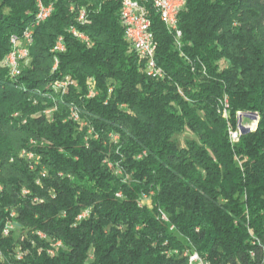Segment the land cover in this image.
<instances>
[{
    "label": "trees",
    "instance_id": "16d2710c",
    "mask_svg": "<svg viewBox=\"0 0 264 264\" xmlns=\"http://www.w3.org/2000/svg\"><path fill=\"white\" fill-rule=\"evenodd\" d=\"M139 1L160 78L119 0H41L42 24L39 0H0V264H264V0H186L179 40ZM239 113L258 123L235 142Z\"/></svg>",
    "mask_w": 264,
    "mask_h": 264
},
{
    "label": "built area",
    "instance_id": "2783aa9c",
    "mask_svg": "<svg viewBox=\"0 0 264 264\" xmlns=\"http://www.w3.org/2000/svg\"><path fill=\"white\" fill-rule=\"evenodd\" d=\"M122 4L121 7V18L124 27L125 38L136 50L140 58L145 61L146 70L149 76L162 77V72L156 63V52L157 44L154 37H149V29H151V21L149 16L139 0H119ZM186 0H167L166 3H154V8L157 12H162L165 18V24H169L171 27V32H174L175 38L179 40L182 36V32L178 27V17L181 10L184 8ZM39 7L41 10V18L46 16V13H50L51 6H44L39 0ZM76 35L77 33L74 32ZM32 33L25 32L23 40L31 41ZM18 39L16 36H12V42L17 44ZM59 50L63 51L64 46L62 43L58 47ZM28 54V48L25 46H20V52H11L7 57V66L10 68L12 76L16 77L21 74L19 61L21 58H25ZM242 114L239 113V119ZM244 127V126H242ZM242 129L238 128L237 131L231 132V138L233 141L238 142L240 135L242 134ZM29 158L33 157L28 156ZM14 225L8 222L4 228V235L8 236L11 230L14 229ZM40 236H44L40 234ZM57 245H60L58 243ZM190 256L193 257L194 264H200L198 260V253L195 252ZM209 264H211L209 262Z\"/></svg>",
    "mask_w": 264,
    "mask_h": 264
},
{
    "label": "rangeland",
    "instance_id": "374dc122",
    "mask_svg": "<svg viewBox=\"0 0 264 264\" xmlns=\"http://www.w3.org/2000/svg\"><path fill=\"white\" fill-rule=\"evenodd\" d=\"M39 10H40V7H38V11H37V14H36V16H35V19H37L38 18V13H39ZM46 20V18L43 20V21H40L39 22V24H42L44 21ZM17 39H18V43H17V45H16V47H18V46H25V47H27V48H30L29 46H31L32 45V43H31V45H28L27 43H26V41L25 40H23V37L22 38H18L17 37ZM22 39V40H21ZM33 42V41H32ZM11 44H12V50L14 49V43L12 42V37H11ZM60 44V40H58L57 41V43H56V45H55V47L53 48V50H52V52H54V53H56V52H63V51H61V50H59V45ZM12 52V51H11ZM11 52L9 53V54H11ZM8 54V55H9ZM28 54H30L29 52H28ZM27 54V56H25V58H21L20 60H18L19 61V66H20V71H21V69L23 68V63H25V62H27L26 60H29L28 58H29V55ZM8 55L6 56V58L4 59V63H3V65L9 70V73L11 74V76H12V73H11V70H10V68L7 66V57H8ZM57 67V60H56V64H55V67H54V69ZM19 76V75H18ZM17 77V76H16ZM157 78H160V77H157ZM90 82V81H89ZM75 87H77V84L75 83V81H70V79H60V80H57V81H55L53 84H52V90L54 91V93L56 94V96H58V97H60V98H63L65 95H67L68 94V92L70 91V89L71 88H75ZM93 89H92V86L91 85H88V91H89V93H88V97H91L92 95H93V91H92ZM51 112H52V110H48V111H46V113H44L45 114V116L48 118V119H51L52 118V114H51ZM72 115H71V118L73 119V121L74 122H80L79 121V119H78V117L76 116V113H71ZM255 116V115H254ZM254 116L252 115L251 116V119H244V118H240L239 119V123H238V126H240V128L242 129V133H244V132H247V129L248 128H254V127H256V125H257V123L255 122L254 123V121H257L258 122V117H256L255 119H254ZM244 119V120H243ZM242 126H244V127H242ZM192 138H194V136H193V134L189 131V130H185L184 131V133H182V134H180V135H178V136H176V140H177V142L180 144V145H184L185 144V141L187 140V139H192ZM150 200L149 199H144L140 204L142 205V206H144V205H150ZM164 218V217H163ZM184 255H186V254H184ZM189 264H190V260H189Z\"/></svg>",
    "mask_w": 264,
    "mask_h": 264
},
{
    "label": "bare ground",
    "instance_id": "6f19581e",
    "mask_svg": "<svg viewBox=\"0 0 264 264\" xmlns=\"http://www.w3.org/2000/svg\"><path fill=\"white\" fill-rule=\"evenodd\" d=\"M167 0H154V3H166ZM51 11H52V7L50 9V13H46V16L44 18H41V10H39V13H38V18L36 19V23L38 24L40 21H43L45 18L47 19L49 17V15L51 14ZM160 14V17H161V20L165 23V18H164V15L162 12H159ZM169 26V24H166ZM170 27V26H169ZM171 28V27H170ZM25 32H29V31H25ZM149 37H153L152 33H151V29H149ZM32 43V39L31 41H28V45H31ZM17 44H14V49H13V52H20V46L16 47ZM30 47V46H29ZM28 52H29V48H28ZM29 55V54H28ZM258 123L257 121H254V123ZM251 128H248L247 130H250ZM28 156H32V155H28ZM41 237H44V236H41ZM190 260V264H194V260H193V257L190 256L189 258ZM198 260L200 262V264H209L208 262L204 261L200 255L198 254Z\"/></svg>",
    "mask_w": 264,
    "mask_h": 264
},
{
    "label": "water",
    "instance_id": "95a60500",
    "mask_svg": "<svg viewBox=\"0 0 264 264\" xmlns=\"http://www.w3.org/2000/svg\"><path fill=\"white\" fill-rule=\"evenodd\" d=\"M256 118V116H254V119Z\"/></svg>",
    "mask_w": 264,
    "mask_h": 264
}]
</instances>
